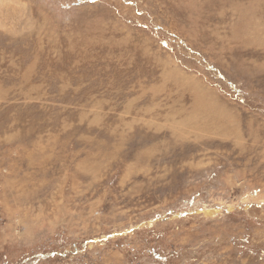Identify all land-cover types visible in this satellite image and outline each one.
Listing matches in <instances>:
<instances>
[{"label": "rangeland", "instance_id": "1", "mask_svg": "<svg viewBox=\"0 0 264 264\" xmlns=\"http://www.w3.org/2000/svg\"><path fill=\"white\" fill-rule=\"evenodd\" d=\"M0 264H264V0H0Z\"/></svg>", "mask_w": 264, "mask_h": 264}]
</instances>
